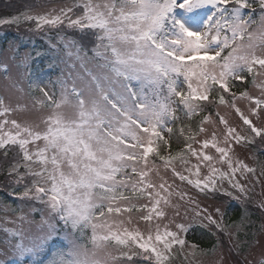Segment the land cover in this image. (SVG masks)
<instances>
[{
  "label": "snow or ice",
  "instance_id": "1",
  "mask_svg": "<svg viewBox=\"0 0 264 264\" xmlns=\"http://www.w3.org/2000/svg\"><path fill=\"white\" fill-rule=\"evenodd\" d=\"M26 8L0 25L28 24L52 49L62 46L81 68L97 61L99 71L85 68L87 78L69 72L51 93L29 79L36 96L11 74L27 68L32 54L21 56L16 42L0 55L5 91L28 101L14 107L0 97V188L22 202L0 201V264H171L187 227L161 223L162 205L187 194L173 190L161 167L201 193L237 200L248 199L251 178L260 182L238 149L264 146V0H36ZM64 29L93 47L60 35ZM249 77L259 94L232 90ZM220 106L242 123H230ZM212 109L222 129L207 127L217 123ZM179 113L189 121L206 114L196 128L181 125L183 146L172 154L165 133L173 134L169 122L180 121ZM35 203L43 205L39 221ZM222 208H215L221 221ZM197 209L224 231L207 208Z\"/></svg>",
  "mask_w": 264,
  "mask_h": 264
},
{
  "label": "rangeland",
  "instance_id": "2",
  "mask_svg": "<svg viewBox=\"0 0 264 264\" xmlns=\"http://www.w3.org/2000/svg\"><path fill=\"white\" fill-rule=\"evenodd\" d=\"M72 2L74 1L62 0L61 3H58L57 0L56 2H54L56 4L53 5ZM20 13L21 12H19V14ZM13 15H8V17H11ZM5 17L6 16H4L3 18ZM2 26H7V28H19L20 26L29 27L30 25H0V55H2L3 52L9 47L10 43L16 42H19L20 44L19 51L21 56L26 52H30L32 54L33 58L27 68L21 66L17 69L14 66L11 73L14 77L19 75L22 78L19 87L23 88L24 92H31L36 96L42 95L41 93L35 91V89H29V79L37 83L43 81L42 86H45V90L51 93L52 91H59L57 81L67 78L69 72L72 73L73 77L79 75L87 78L85 68L93 72L99 71V69H97L95 66L97 61L88 62L86 63L85 68H81L80 62L75 60L74 56L70 57L68 55V50L63 49L62 46L58 49H52L49 46L48 38L42 34L37 38L32 37L31 40L27 39V37H23L24 39L22 40L21 35H8L6 33V30L3 29ZM52 36L54 38L56 37V35ZM37 52L40 53L39 56L36 55ZM71 65H75V67H71ZM4 76L5 73L0 70V97H4L5 102H10L14 107L16 106L18 100L20 104L28 103L26 99L21 98L24 95L23 93L5 91L4 86L6 82L4 80ZM237 88L238 87H236V89ZM249 91L255 94H259V89L255 88L252 84L249 88ZM246 103V101H238V106H240L241 108H245ZM219 111L222 115H225L226 118L229 119L230 123H242L239 121L234 111L229 107L220 106ZM15 118L22 119L25 118V116L15 115ZM213 119L216 120L217 123L208 125L207 127L209 128V130L214 128L222 129L223 125H219L218 120L215 117H213ZM169 126H171V122H169ZM165 135L169 138V134L165 133ZM251 147L252 146H249L246 149H238V151L241 158H246V162L249 165L256 167V175L257 177H259L260 182L258 183L256 181V177L251 178L248 184V187L250 188L248 199L242 198L240 199V201L245 200V202H247L248 200L252 203L253 206H255V209L254 212L244 210L243 220L237 221V223L233 222L232 227L227 226L228 223H232L230 222L231 220L229 217L231 216V214H229L230 209L228 211L227 203L219 193L215 195H206L204 193H201L199 189H196L192 185H188L186 181L181 182L178 177H173L171 171L165 172L162 167L160 168L161 175L164 176L169 184H172L174 191H180L187 194L184 200H181L176 195H173V197L171 198V205L179 206V215H176L175 207H172L171 205H162L167 213V216L161 223L168 224L173 231H178V229L176 228L177 224H184L187 227V232L192 228L202 229L215 237V240L207 239V245L213 246L215 241L217 242L215 248L213 247L209 252L197 250L196 248L189 247L187 244L184 246L183 250H180L179 246H177L176 249H174L171 264H264V248H261L256 243L257 240L264 241V221L261 220L259 224H256V220H254V218L252 219V214L255 213L260 217V219L262 217L264 218V207H261L262 203H264V177L259 176L260 169L264 164V160L262 162L257 154L259 151H257V153L255 154V152H253L254 149ZM211 151L214 152V150ZM193 162H195L194 158ZM156 163L158 166L161 164L159 160H157ZM177 168L180 169L179 164H177ZM2 199L3 198L0 197V201H3ZM144 202L146 201H140V203ZM11 204L14 208H18L19 206H21L22 202L17 200L16 203ZM221 204L223 205L222 221L221 216L215 211L216 206ZM197 205H199L200 209L207 208L209 214L213 215V217L218 221H221L222 225L224 226V231L220 232L215 228V226L210 225L208 221L203 218V214L200 217H197L195 215V212L198 210ZM37 207L35 208L38 210V212L34 218L39 221L41 219L39 210L43 208H41L39 205ZM0 215L4 214L0 213ZM7 215L9 217H12V213H8ZM132 215L135 223L138 220L139 213L134 212ZM0 223H3V221H0ZM5 226L11 227L12 225L7 224ZM136 226H139L141 230H143L145 227L144 222H139ZM60 228H63L62 223L60 225ZM186 233H182L185 240ZM240 237L242 238L240 239ZM3 238L4 233L0 231V242L3 241ZM61 243H63V241H61ZM26 263V261L19 262V264ZM137 264H143V262L138 260Z\"/></svg>",
  "mask_w": 264,
  "mask_h": 264
},
{
  "label": "trees",
  "instance_id": "3",
  "mask_svg": "<svg viewBox=\"0 0 264 264\" xmlns=\"http://www.w3.org/2000/svg\"><path fill=\"white\" fill-rule=\"evenodd\" d=\"M57 0H51V4L56 2ZM74 1V0H73ZM36 3V0H0V18H3L4 16L8 17V15H13V14H19V12H23L25 10H27L26 6L28 5H34ZM3 29L6 30V32L12 31L11 29H7L6 26L2 27ZM13 32V31H12ZM14 34V32H13ZM60 34H65L67 36L72 37L73 39L77 40L79 43H84L87 44L88 48H91V45L93 46L92 43L89 42L88 38H85L82 40L81 38V34L76 31V30H68V29H64L63 32H61ZM43 35V34H42ZM50 35H56L55 32L50 33ZM38 36H41V34L36 35L35 37L37 38ZM251 80L243 83L238 82V88H240V90H238V88H233V91L238 90L239 91H243V90H249V88L251 87ZM237 92V93H238ZM213 113V117H215L214 113L216 111V109H212L211 110ZM181 116V120L177 121L176 123H171V127H173V134H171V136L169 137L170 141H171V148L170 151L172 152V154H175L177 151H179L182 146H183V138L179 137V128L181 127V125H191L193 128H196L198 126V123L200 121V119L202 118V116L206 113H202L199 116H194L192 117V119L189 121L187 119V117L184 116L183 113H179ZM218 120V117H215ZM256 147V145H253L251 148L254 149L253 152H255V154L257 153L258 149L254 148ZM162 154H167V152H163ZM259 159L263 162L264 160V154H262L260 151L257 153ZM0 162H3V156L0 155ZM4 166L6 167V162L4 164ZM264 167V164H263ZM5 178L4 173L0 172V182H2V180ZM3 189V188H0ZM4 190V189H3ZM5 191V190H4ZM0 194L5 195L6 193L0 191ZM222 198H225V196H221ZM226 199V198H225ZM242 199V198H241ZM239 203H242L240 200H238ZM248 204V205H247ZM247 204L246 203H242L241 205H236L238 206V208H233L234 205H232V207L230 206L229 209H231V212L229 214H231L230 217V222H237V221H241L244 218V210H248V211H252L254 212L255 206L252 205L251 202H249L247 200ZM35 206H40L41 208H43V205H40L39 203H35ZM259 205V204H258ZM38 208V207H37ZM244 208V209H242ZM254 218V220L259 221L262 220L264 221L263 217L260 219V217L255 213L252 214V219ZM256 224H259L258 222ZM257 226V225H256ZM191 231L193 233H191ZM250 231V230H249ZM191 233V234H190ZM187 238H192L193 240H195L196 242H198V245L200 248H208L210 249L209 245H207V239H212L211 235L207 232L204 231L202 229H196V228H192L187 235Z\"/></svg>",
  "mask_w": 264,
  "mask_h": 264
}]
</instances>
